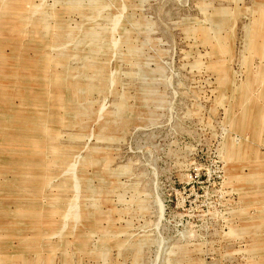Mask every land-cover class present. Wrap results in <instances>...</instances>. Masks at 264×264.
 Returning a JSON list of instances; mask_svg holds the SVG:
<instances>
[{
  "label": "rangeland",
  "instance_id": "374dc122",
  "mask_svg": "<svg viewBox=\"0 0 264 264\" xmlns=\"http://www.w3.org/2000/svg\"><path fill=\"white\" fill-rule=\"evenodd\" d=\"M0 264H264V0H0Z\"/></svg>",
  "mask_w": 264,
  "mask_h": 264
}]
</instances>
